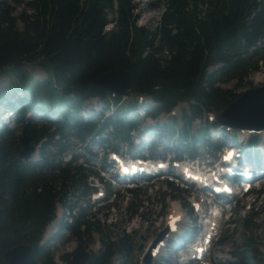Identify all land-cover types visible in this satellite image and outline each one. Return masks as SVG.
<instances>
[{
    "label": "trees",
    "instance_id": "trees-1",
    "mask_svg": "<svg viewBox=\"0 0 264 264\" xmlns=\"http://www.w3.org/2000/svg\"><path fill=\"white\" fill-rule=\"evenodd\" d=\"M11 2L23 11L15 15L14 8L0 0V77L13 75L18 80L11 82L9 91L0 92V108L14 113L18 127L0 126V253L19 243L34 242L28 264L36 260L54 264L38 246L42 232L58 203L66 210L76 206L70 203L71 194L80 191L78 198L86 193L90 189L87 176L93 173L69 162L55 163L48 147L57 143L64 149L65 145L54 137H91L105 129L129 144L131 130L146 118L156 119L185 102L188 111L181 115V127L175 128L174 121L162 125L159 134L155 128L150 133L172 141L177 151L190 156L200 143L216 150L220 144L210 141L205 127L195 133H190V127L196 118L221 110L235 97L219 83L236 79L240 85L249 70L264 65V53L259 52L264 50V0H161L164 12L154 30L136 24L137 4L132 0ZM109 23L110 29L104 30ZM30 64L40 66L45 78L30 74ZM117 67L129 70L135 81L128 95L147 98V116H131L129 108L134 102L123 103L118 94L90 88L95 77ZM89 98L100 100L103 110L112 107V114L105 119L103 112L83 117L82 108ZM29 109L43 113L28 119ZM48 113L59 119L49 118ZM45 121L53 123L54 130ZM212 126L219 128L216 122ZM23 135L34 145L45 139L38 161L17 157L14 147ZM257 144L258 138L252 136L247 146L253 149ZM137 209L130 208V213L136 214ZM83 210L78 207L69 225L63 224L76 238L101 231L100 224L90 223ZM253 216L244 219L246 228L252 226ZM124 238L102 237V249L96 254L76 246L60 258L64 264H111L118 251L124 257L122 264L130 250ZM253 243L254 238L247 237L243 249L234 254L259 264Z\"/></svg>",
    "mask_w": 264,
    "mask_h": 264
},
{
    "label": "rangeland",
    "instance_id": "rangeland-1",
    "mask_svg": "<svg viewBox=\"0 0 264 264\" xmlns=\"http://www.w3.org/2000/svg\"><path fill=\"white\" fill-rule=\"evenodd\" d=\"M5 1L14 8L15 15L23 11L22 6H15L14 4H12L11 0ZM132 1L137 4V9L135 10L138 15L136 24L139 27H143L144 29L154 30L158 25L162 13L164 12V5L161 4V0ZM25 12L26 14L32 13L31 10H26ZM19 26H21V23H19ZM111 26L112 25L108 24L106 26V29H109ZM259 52L264 53V50L259 49ZM214 69L215 67L210 68L209 71H213ZM27 70L35 77L45 78L44 70L38 65H27ZM17 80L18 79L13 75L0 77V92L3 93L9 91L11 82ZM245 81H250L251 83L248 84ZM237 83L238 81L236 79H229L225 83H219V86L222 89L228 90L231 94L237 96L243 93L246 88H250L256 85H262L264 84V65L260 66L258 70L255 71L249 70L247 77L243 79L240 85H238ZM131 100L132 95L129 94L127 96H124L123 102ZM84 104L85 107L82 108V115H86L88 113L91 114L93 112L96 113L100 110L99 106L102 104V102L96 98H90L87 99ZM184 111H188V105L185 102H180L177 106H175L174 110L171 113H163L159 115L154 121H156L157 124H170L173 121H176L174 123V126L175 128H178L181 127V115ZM221 111L222 109L213 110L210 111V114L215 118ZM38 112L39 115L42 114L40 110ZM112 112L113 111H111V108L108 111L104 112L103 119H105L106 117L108 118L112 114ZM34 114V111L32 109H29L27 111L26 117L28 119L34 118ZM50 114L51 116L54 115L52 113ZM206 116L205 114H203L202 117L197 118L192 122L190 133H195V130L197 128L206 126L207 128H209V130H207L208 135L209 137H211L213 142L215 141V139H217V133L216 131L211 129V126H209L208 122L211 121L206 120ZM1 118H3L1 120H7L6 117ZM54 118H56V116H54ZM45 122L46 127L50 131L54 130L53 123L48 121ZM147 123H150V119H147L143 123H141V125L133 133L132 137L130 134V148L129 145H125L124 143L121 144L120 139L114 136L113 138L112 135L108 134L107 130L105 129L99 131V133L97 134L95 133L91 137L83 136V138H79L77 135L71 134L69 135L67 140H63L58 136H55L54 140L57 139L61 141L65 145L64 149H60L57 143L55 144V146H50L48 148L52 153V157L55 163L63 165L65 162H69L72 166L75 165L77 167H84L87 169V171L98 170V168L102 167L106 160L109 159L105 151L107 148L105 147L106 145H113L122 151L127 152L129 150L133 154H137L139 145L142 144L143 147L141 149H144V151L141 153V155L154 157L156 156L167 158L168 156L171 157L177 154H181L180 151L176 150V146L171 141L168 142L170 144L168 151H165L166 148L164 146V143L162 142L163 140L157 141L156 137L152 135L150 136L145 135L146 133H140V129L144 128ZM7 127L11 129H16L18 127L15 122L14 113L12 114ZM229 132L238 135V138L240 140L241 138L244 140L246 139V135L239 136L237 129H231L229 130ZM16 133L17 135H20L21 129L19 128ZM262 137H264V135H261V137L259 138V142L262 141ZM102 138H105L106 140H102ZM44 142L45 139L41 140L36 146H34L35 151L32 152L28 157L29 161H38V152L40 150L41 144L43 145ZM219 142H224V139H220ZM30 144L32 145L33 143L31 142ZM260 145H262L261 142L259 143V147ZM101 147L104 149H102ZM240 147L244 148L243 144H241ZM101 150H103V152ZM198 155L203 159L210 158L211 160H213L217 158V152L212 151L210 147H206L202 144H200L198 148L196 147V151L194 152V156ZM185 156L186 155H184L183 153L181 154V158H184ZM110 170L113 169H109V171ZM139 170L140 168L136 169V171ZM140 172L136 173V175L143 173L142 171ZM108 174H110V172ZM89 180L90 179L87 178V182ZM94 184L95 182L92 181L91 185ZM124 185L126 184H121L118 187L113 188L116 189L114 191L109 185L108 189L111 190L112 194L109 195V190L106 191L105 194L106 197H108L106 202L109 201L112 203L109 207H106L107 203L104 204L105 206L102 211H98L96 213H94L93 207H86V205H90L89 202L87 203V199L90 201V193H92L93 191L98 192L96 188L93 187L94 189L89 191L88 195L83 192V195L86 194L84 197L78 196V198H76V195L81 194L80 191H75L74 194H71L70 203L74 202L76 206L84 208V213L88 215L87 218L90 223L96 222L100 224L101 231H99L98 233H88L82 235L81 238H76L75 235H73L69 230H63V224L65 223V221L66 225H69V222L71 221V219L69 218L70 210L64 209L63 211V207L60 204L56 205L54 216L46 224L38 244L39 247H43V250L48 252L54 264H64V261H62L60 258L61 255L73 251L76 246H81L85 250V252H88L89 254H96L102 249V244L100 242V239L102 237L109 236L110 240L116 241L117 238H123L124 235V241H126L128 245L130 243V250L125 255L126 259L122 264H142L144 255L142 251H145L146 247L151 246V243H147V241H151V237H154L159 231H162L164 227H167L165 222V215L170 211L171 204L173 203L176 206L181 204L183 208H185V205L190 206V200L192 196H194L195 199H197L198 196H201L200 191L193 190V188L191 189L193 190V192L190 191L188 193V191L186 190L183 191L172 188L170 185H167L164 180L161 179L138 181L133 184L135 188L133 189L134 192L131 194L128 193ZM175 185L177 184L175 183ZM262 188H264V186H262ZM102 189H104L103 186ZM105 189H107V187H105ZM97 192L94 194V196L97 195ZM169 195L170 197H168ZM174 195H177L178 197H175ZM172 197L176 198L173 202ZM183 202L185 203V205ZM240 203L241 202L236 203L234 208L232 210H228V213L222 217V220H225L230 213L231 222L229 224H226V222L222 223L221 238H225V240L221 244L217 242L215 245H213L211 264H251L252 260H250L249 258L245 259L241 257L240 254H234L235 252L241 250L245 239L249 236L254 238L252 247H256L258 251L256 254V258L260 260L259 264H264V246L262 244V241L264 239V194L259 198V201H257L251 209H239L238 205ZM135 206H138L137 212L136 214H131L130 208ZM262 207L263 210L258 211ZM183 211L185 210L183 209ZM61 212H63V215H61L60 218ZM251 212H259V214H256L255 218L252 220V226L250 228H246L244 226V219H246L247 216L251 214ZM200 221L201 220L199 218L193 220L186 215H183L180 225L181 230L179 231V233H183L184 236L180 235L181 237L179 238L178 235L177 241L176 237L173 236L172 240L168 243L169 247L167 251L162 252L163 256H161L159 260H157V262H159V264L176 263L177 254L175 252L178 245H180L184 240L190 239L191 236L196 233L197 230H199L200 226L198 224L200 223ZM82 230L83 229H81L80 231ZM175 247L176 249H174ZM224 248L228 249V253H224L226 252L224 251ZM163 249L164 247H161V251ZM1 260L2 259L0 253V262ZM123 260L124 257H122L121 253L117 251L111 259V264H121ZM32 264L43 263L41 260H36Z\"/></svg>",
    "mask_w": 264,
    "mask_h": 264
},
{
    "label": "water",
    "instance_id": "water-1",
    "mask_svg": "<svg viewBox=\"0 0 264 264\" xmlns=\"http://www.w3.org/2000/svg\"><path fill=\"white\" fill-rule=\"evenodd\" d=\"M134 85L135 81L131 72L123 67H117L95 77L90 88L127 95ZM216 119L222 126L252 130L264 129V85L245 89L241 95L227 103ZM29 141L30 138L24 135L15 145L14 149L18 158L25 159L35 151L34 145H31ZM33 251L34 242L19 243L2 252L1 263L27 264Z\"/></svg>",
    "mask_w": 264,
    "mask_h": 264
},
{
    "label": "bare ground",
    "instance_id": "bare-ground-1",
    "mask_svg": "<svg viewBox=\"0 0 264 264\" xmlns=\"http://www.w3.org/2000/svg\"><path fill=\"white\" fill-rule=\"evenodd\" d=\"M173 111V110H172ZM171 111V112H172ZM170 112V113H171ZM150 118V117H149ZM149 118H146L145 120H147V119H149ZM151 120V119H150ZM127 156V155H126ZM138 168H140V165H138L137 166V169ZM155 169H152V171H154ZM117 172H118V170H117ZM141 173V172H140ZM141 176H145V174L144 173H142V174H138V175H136V174H134V178H138V177H141ZM126 177H129V174L126 176ZM144 179V178H143ZM212 221H215L214 219H209V223H212ZM151 247V246H150ZM225 249V248H224ZM151 250V249H150ZM223 250V249H222ZM159 252H161V247L159 248V250H158ZM224 251H226V252H224ZM223 252L224 253H228L227 251H228V249L226 248L225 250H224ZM221 254V253H220ZM185 257H183L182 259H184ZM187 258H190V256H187ZM192 259H194V258H192ZM192 261V260H191Z\"/></svg>",
    "mask_w": 264,
    "mask_h": 264
}]
</instances>
